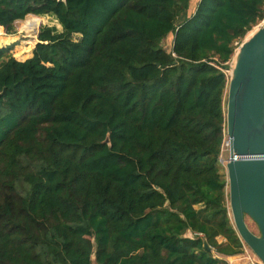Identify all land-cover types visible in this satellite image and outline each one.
Here are the masks:
<instances>
[{
    "label": "trees",
    "instance_id": "16d2710c",
    "mask_svg": "<svg viewBox=\"0 0 264 264\" xmlns=\"http://www.w3.org/2000/svg\"><path fill=\"white\" fill-rule=\"evenodd\" d=\"M187 7L0 0V264H227L242 252L219 160L226 70L264 0ZM29 14L61 29L41 26L18 60L1 44Z\"/></svg>",
    "mask_w": 264,
    "mask_h": 264
},
{
    "label": "water",
    "instance_id": "95a60500",
    "mask_svg": "<svg viewBox=\"0 0 264 264\" xmlns=\"http://www.w3.org/2000/svg\"><path fill=\"white\" fill-rule=\"evenodd\" d=\"M230 66L225 164L229 208L238 236L264 263V18L240 43ZM245 215L259 234L248 228ZM92 264H97L94 256Z\"/></svg>",
    "mask_w": 264,
    "mask_h": 264
},
{
    "label": "rangeland",
    "instance_id": "374dc122",
    "mask_svg": "<svg viewBox=\"0 0 264 264\" xmlns=\"http://www.w3.org/2000/svg\"><path fill=\"white\" fill-rule=\"evenodd\" d=\"M194 5H195V0H188V7H187V10H186L187 16H188V11L191 10L194 7ZM27 16L28 17H34V18H40L42 20V22H41V24H40V26L38 27L37 30H39L41 26H45V25L46 26H55L57 28V30L61 29L60 24L57 22V20L52 15L35 16V15L29 14ZM24 19H22V20H24ZM22 20H17V21L14 22V24H13V31L14 32L12 34H6L3 31L6 35H8V37H11V38L6 40L5 42H2V44H1L2 46H10L11 49H10L9 54L12 55L14 58H16L18 60H24V59L30 57V55L32 53V50L34 48V45L37 42V38H36L37 31H36L35 34H34V31H31V35L27 36L26 33L24 32V30L21 28ZM257 25H255L245 35L243 40L245 38L249 37L252 34V32L256 29ZM33 35H34V37L32 38ZM172 37L173 36L170 33L161 41V45L166 50L170 49V47H171ZM78 38H79L78 34H74L72 36V39H78ZM236 45H237V47L234 50V54L232 55V59L235 57V53H236V51L238 49V46L240 44H236ZM29 50H30V52L28 53ZM230 72H231V66H230V69L226 70V73H227L228 76H229ZM226 140H227V137L225 138V141ZM225 141H224V143L222 145V148H221V152H220V155H219V160L221 161L220 163H221V166H222L221 172L225 173V175H226L225 164H226L227 159H228V145L225 143ZM228 210H229L230 218L232 220V216H231V212H230V208H229V202H228ZM244 218H245V222H246L248 228L252 232H254L255 234H259V230H258V227H257L256 223L248 215H245ZM222 240H223V238L218 237V241H222ZM241 255H242L241 253L234 254V255H229L230 257L231 256H237V257H236V259L232 258L231 259V263L227 262V264H244V259L242 258ZM224 257H227V256H224Z\"/></svg>",
    "mask_w": 264,
    "mask_h": 264
},
{
    "label": "built area",
    "instance_id": "2783aa9c",
    "mask_svg": "<svg viewBox=\"0 0 264 264\" xmlns=\"http://www.w3.org/2000/svg\"><path fill=\"white\" fill-rule=\"evenodd\" d=\"M241 254L242 258L244 259V264H264L245 243H243V249Z\"/></svg>",
    "mask_w": 264,
    "mask_h": 264
},
{
    "label": "bare ground",
    "instance_id": "6f19581e",
    "mask_svg": "<svg viewBox=\"0 0 264 264\" xmlns=\"http://www.w3.org/2000/svg\"><path fill=\"white\" fill-rule=\"evenodd\" d=\"M21 28L24 30V32L26 33L27 36L31 35V31H34V34L36 33V27L33 25L30 26V24H28L27 22H24L23 20L21 22ZM225 143L229 146L227 140L225 141Z\"/></svg>",
    "mask_w": 264,
    "mask_h": 264
},
{
    "label": "crops",
    "instance_id": "0c3cea01",
    "mask_svg": "<svg viewBox=\"0 0 264 264\" xmlns=\"http://www.w3.org/2000/svg\"><path fill=\"white\" fill-rule=\"evenodd\" d=\"M198 1H199V0H195V5H194V7H193L191 10L188 11V16L191 15V14L193 13V11L195 10V7H196ZM31 54H32V53H31ZM30 56H31V55H30ZM236 257H237V256H231V257H230V256H227V257H224V259H225L226 262H228V263L230 262V263H231V259H232V258H235V259H236ZM228 259H229V260H228Z\"/></svg>",
    "mask_w": 264,
    "mask_h": 264
}]
</instances>
